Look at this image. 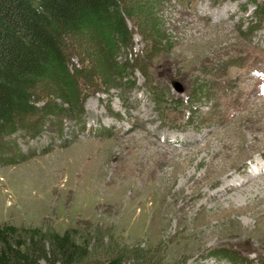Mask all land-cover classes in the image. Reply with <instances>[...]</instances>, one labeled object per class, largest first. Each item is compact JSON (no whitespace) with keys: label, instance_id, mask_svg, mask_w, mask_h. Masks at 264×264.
Returning a JSON list of instances; mask_svg holds the SVG:
<instances>
[{"label":"rangeland","instance_id":"rangeland-1","mask_svg":"<svg viewBox=\"0 0 264 264\" xmlns=\"http://www.w3.org/2000/svg\"><path fill=\"white\" fill-rule=\"evenodd\" d=\"M154 5L163 49L127 19L119 86L79 79L81 113L40 109L5 138L0 226L143 258L122 264H264V0Z\"/></svg>","mask_w":264,"mask_h":264},{"label":"trees","instance_id":"trees-1","mask_svg":"<svg viewBox=\"0 0 264 264\" xmlns=\"http://www.w3.org/2000/svg\"><path fill=\"white\" fill-rule=\"evenodd\" d=\"M154 6V0H0V148L18 130L35 133L29 120L40 109L81 113L85 95L79 79L91 87L94 79L107 89L119 86L128 64L119 65L116 57L121 48L133 47L127 19H134L142 34L151 32V47L163 49L168 38ZM89 242L73 229L59 234L50 228L3 225L0 264L143 260L123 250L103 254L101 245ZM95 254L102 258L88 262Z\"/></svg>","mask_w":264,"mask_h":264},{"label":"bare ground","instance_id":"bare-ground-1","mask_svg":"<svg viewBox=\"0 0 264 264\" xmlns=\"http://www.w3.org/2000/svg\"><path fill=\"white\" fill-rule=\"evenodd\" d=\"M184 136V135H183ZM192 138V137H191ZM185 140H183V139H181V141L182 142H184V143H181L180 145L181 146H183V145H188V144H190V143H196L199 139L198 138H196V139H192V140H190L188 137H186V138H184ZM170 141L171 142H176L177 141V138H175V137H172L171 139H170ZM185 142H188V143H185ZM176 147V146H175ZM250 174H252V172L250 171ZM263 173L261 172L259 175H262ZM259 175H257V176H259ZM251 176V175H250ZM253 177V176H252ZM253 179V178H252ZM244 180H245V178H244ZM259 180V179H258ZM251 181V180H250ZM253 181H255L254 179H253ZM243 182H249V180L248 181H243ZM243 182H240V183H243ZM235 184H239L238 182H235ZM248 185V184H247ZM239 185H234V184H232V185H230V186H228L227 188L225 187V191H226V194L225 195H227L228 193H230L231 191H233L234 189H237V187H238ZM245 187V186H244ZM241 189V188H240ZM230 195H231V193H230ZM232 196V195H231Z\"/></svg>","mask_w":264,"mask_h":264},{"label":"water","instance_id":"water-1","mask_svg":"<svg viewBox=\"0 0 264 264\" xmlns=\"http://www.w3.org/2000/svg\"><path fill=\"white\" fill-rule=\"evenodd\" d=\"M177 89V88H176ZM178 92H181L182 90L181 89H177Z\"/></svg>","mask_w":264,"mask_h":264}]
</instances>
